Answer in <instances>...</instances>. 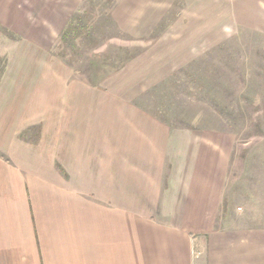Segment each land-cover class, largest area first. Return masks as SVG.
<instances>
[{
    "label": "crops",
    "instance_id": "1",
    "mask_svg": "<svg viewBox=\"0 0 264 264\" xmlns=\"http://www.w3.org/2000/svg\"><path fill=\"white\" fill-rule=\"evenodd\" d=\"M61 67L35 76V114L0 106V264H264V214L225 210L209 158L173 159L138 98Z\"/></svg>",
    "mask_w": 264,
    "mask_h": 264
},
{
    "label": "rangeland",
    "instance_id": "2",
    "mask_svg": "<svg viewBox=\"0 0 264 264\" xmlns=\"http://www.w3.org/2000/svg\"><path fill=\"white\" fill-rule=\"evenodd\" d=\"M0 3L3 110L35 114L44 65L111 84L170 126L173 159L194 148L227 177L225 210L264 214V0Z\"/></svg>",
    "mask_w": 264,
    "mask_h": 264
}]
</instances>
